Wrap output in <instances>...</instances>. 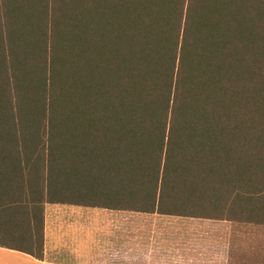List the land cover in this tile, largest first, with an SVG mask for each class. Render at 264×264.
Here are the masks:
<instances>
[{
	"label": "trees",
	"instance_id": "trees-1",
	"mask_svg": "<svg viewBox=\"0 0 264 264\" xmlns=\"http://www.w3.org/2000/svg\"><path fill=\"white\" fill-rule=\"evenodd\" d=\"M47 205L263 232L264 0H0V247Z\"/></svg>",
	"mask_w": 264,
	"mask_h": 264
},
{
	"label": "rangeland",
	"instance_id": "rangeland-1",
	"mask_svg": "<svg viewBox=\"0 0 264 264\" xmlns=\"http://www.w3.org/2000/svg\"><path fill=\"white\" fill-rule=\"evenodd\" d=\"M58 208H62L59 209L60 213L48 211L47 221L49 227L51 225L52 227L47 235L54 242L51 248V240L48 239L47 247L49 250L60 252V256L50 257L49 255L48 259L56 261V264H110L108 260L112 256H108L106 262L103 258L105 254L111 253V248L105 243L106 236L103 234L105 225L100 219L102 217L100 211L55 205L50 206L49 210ZM143 217L147 218L143 221L151 223L152 231L148 232L147 237H142V240L153 243L155 251L161 248L164 251L168 249L171 252V258L174 252L178 254V251H181V254L186 252L194 254L193 259L196 260L194 264L253 263L256 255L244 242L249 238L255 240L264 237V231L238 228L225 221L158 215ZM54 218L56 220L53 222ZM112 242H115L116 246L119 245L117 240ZM104 246L107 248L104 249ZM121 246L126 245L121 243ZM231 251L241 255L238 262L229 256ZM174 259H171L170 264H183Z\"/></svg>",
	"mask_w": 264,
	"mask_h": 264
},
{
	"label": "crops",
	"instance_id": "crops-1",
	"mask_svg": "<svg viewBox=\"0 0 264 264\" xmlns=\"http://www.w3.org/2000/svg\"><path fill=\"white\" fill-rule=\"evenodd\" d=\"M50 206L45 207V229H44V252L43 259L37 260L29 255L24 253L1 248L0 247V264H56V261H50L48 256H60L57 251L49 250L47 247L48 239L51 240V248L53 247V240L48 237V232L50 231L52 225H48V211L53 213H60L62 208L49 210ZM59 207H65L69 205H55ZM74 208H85V207H76ZM52 209V208H51ZM99 210L102 217L100 219L104 223L103 234H105L106 244L111 248V253L105 254L103 256L104 262L107 261L108 256L111 258L108 260L110 264H170L171 259H177L175 261H180L183 264H194L193 258L194 254L186 252L181 254V251H178V254H173L171 258V252L167 249L164 251L162 248L153 249V243H149L148 240H142V237H147L148 232L152 231L151 223L143 221V216L148 214H139L133 212H121V211H110L106 209L98 208H89ZM56 219H53V222ZM98 230L100 228L98 227ZM112 238V239H111ZM140 238V241H139ZM112 240H117V243L120 245L116 246L115 242ZM121 243H124L126 246L122 247ZM50 248V247H49ZM107 246H104V249ZM109 248V249H110ZM184 255V256H183ZM197 256V255H196ZM53 262V263H52ZM199 262V261H197Z\"/></svg>",
	"mask_w": 264,
	"mask_h": 264
}]
</instances>
